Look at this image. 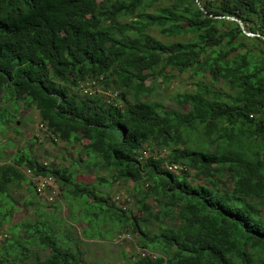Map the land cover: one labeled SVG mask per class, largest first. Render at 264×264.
<instances>
[{
  "label": "trees",
  "instance_id": "16d2710c",
  "mask_svg": "<svg viewBox=\"0 0 264 264\" xmlns=\"http://www.w3.org/2000/svg\"><path fill=\"white\" fill-rule=\"evenodd\" d=\"M262 38L264 0H0V100L34 107L53 142L79 147L62 168L29 149L0 162V264H85L82 239L114 232L138 234L134 264H264ZM186 73L192 90L171 107L150 99ZM86 82L117 98L81 96ZM25 170L59 185L52 211ZM128 181L139 217L94 189ZM31 190L34 218L12 224L14 195Z\"/></svg>",
  "mask_w": 264,
  "mask_h": 264
},
{
  "label": "rangeland",
  "instance_id": "374dc122",
  "mask_svg": "<svg viewBox=\"0 0 264 264\" xmlns=\"http://www.w3.org/2000/svg\"><path fill=\"white\" fill-rule=\"evenodd\" d=\"M148 33L163 42L167 41L156 29H149ZM194 80L195 79L191 77L190 73L181 74L173 78L170 83L165 85L166 88H164V86L160 84L159 79L156 81L155 85L156 92L150 99L159 101L169 108L172 106L170 102L171 97L178 93L191 91L192 82ZM95 87L100 93H106L101 90V88ZM4 94L2 100H0V162L9 161L18 152H26L27 149H29V155L35 157L38 162L42 164L46 163L48 166L51 165L58 168L67 167L70 164L69 156L74 155L79 147L67 145L60 141L53 142L46 130L40 128L38 112L34 107L24 108L21 103L17 105L12 101L8 93L4 92ZM107 94L108 93H106L105 98H108L109 95ZM183 109L185 110V108ZM9 120L17 121L16 123L8 124L7 121ZM76 174V180L81 183H95V177L92 173L77 172ZM134 187L133 183L128 181L110 185H95L94 189L97 191L98 196H104L108 203H113L117 208L125 210L127 213L132 212L133 216L139 217V213H137L133 203ZM32 189L34 191V188ZM56 195H59V199L53 202H51L52 199H50L49 195H36V201L43 204L40 209L52 211L53 209L48 206L54 205L62 197L59 194V190L56 191L55 196ZM33 196L32 190L31 193L20 192L14 195L18 200V205L14 213L12 224L34 218L33 208H26L21 202V200L23 201ZM116 197L118 200L115 199ZM87 203L91 205L92 199H89ZM76 208L78 209L79 207H74V209ZM58 215L69 221L71 212L67 206H64ZM73 225L77 229V234L81 228L84 227L81 221ZM157 226L158 224L151 219L143 227L150 233H154L158 229ZM7 227L8 225L4 226L1 230L4 234H0V245L3 243L5 237H9L6 232ZM106 228V226H100V230L102 231L106 230ZM137 236L138 234H119L118 232H114L109 238L82 239L83 244L81 245V250L83 252L85 264H134L137 258L141 256V253L144 252L139 246Z\"/></svg>",
  "mask_w": 264,
  "mask_h": 264
},
{
  "label": "built area",
  "instance_id": "2783aa9c",
  "mask_svg": "<svg viewBox=\"0 0 264 264\" xmlns=\"http://www.w3.org/2000/svg\"><path fill=\"white\" fill-rule=\"evenodd\" d=\"M94 82H86L81 83L78 85L79 93L81 96H92L96 93H100V91L95 87ZM104 96H106V93H103ZM108 98H106L107 103H112L117 98V93H110L108 92ZM40 128L43 130H46V127L44 124H40ZM148 153L144 151L142 153V156L139 159L147 157ZM46 165V163H43ZM168 172L171 173H179L178 171L181 170V167H178L176 165H166L165 167ZM25 175L30 179L31 183L33 184L34 191L37 195H49L51 202L58 200L59 195L55 196V193L57 190H59L58 185L56 184L55 180L51 177H42L40 175H33L29 170L25 171ZM60 194V190H59ZM116 200L117 197L115 198ZM47 201V200H44ZM48 202V201H47Z\"/></svg>",
  "mask_w": 264,
  "mask_h": 264
},
{
  "label": "water",
  "instance_id": "95a60500",
  "mask_svg": "<svg viewBox=\"0 0 264 264\" xmlns=\"http://www.w3.org/2000/svg\"><path fill=\"white\" fill-rule=\"evenodd\" d=\"M197 4H198V6H199V3H197ZM199 7H200V6H199ZM203 12L206 14L205 11H203ZM206 15H207V14H206ZM215 18H222V17H215ZM224 19H227V20H231V21H235V22H237L238 25H239V27H240V29L242 30V32H243L244 35L249 36V37H253V36H254L253 34L248 33V32L245 30L243 24H242L238 19H235V18H233V17H224ZM262 39H263V42H264V38H262Z\"/></svg>",
  "mask_w": 264,
  "mask_h": 264
}]
</instances>
